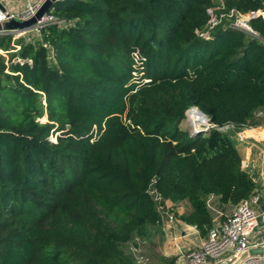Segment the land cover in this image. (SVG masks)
Segmentation results:
<instances>
[{
	"label": "trees",
	"instance_id": "obj_1",
	"mask_svg": "<svg viewBox=\"0 0 264 264\" xmlns=\"http://www.w3.org/2000/svg\"><path fill=\"white\" fill-rule=\"evenodd\" d=\"M225 5L264 12V0ZM210 7L59 0L65 26L0 36V264H133L129 244L150 238L160 205L189 204L179 219L205 238L209 196L254 192L227 134L179 127L190 112L256 126L264 108V17L249 21L259 39L223 20L205 37Z\"/></svg>",
	"mask_w": 264,
	"mask_h": 264
},
{
	"label": "built area",
	"instance_id": "obj_2",
	"mask_svg": "<svg viewBox=\"0 0 264 264\" xmlns=\"http://www.w3.org/2000/svg\"><path fill=\"white\" fill-rule=\"evenodd\" d=\"M46 0H0V24L10 20L25 21L37 13L42 4ZM13 2H17L12 5ZM233 22L227 24L229 27L246 32L255 38L258 35L253 32L249 26L251 18L262 15L264 12L240 14L235 10H230ZM209 16L210 9L208 10ZM218 16V15H217ZM215 16L221 23L220 16ZM209 19L206 29L200 35L208 37L216 25L220 23H211ZM47 25L65 26L64 20L55 17L50 12L30 30L24 32L18 31H3L0 36L11 35L13 38H21L30 36L31 34H39L40 30ZM259 39V38H258ZM264 43V40H261ZM47 48L46 44H43ZM19 48L18 46H15ZM0 53H4L0 51ZM135 61L139 59L137 53L134 54ZM14 62L22 63V60H14ZM30 64V62H29ZM228 129H235L233 125L219 127V131L224 132ZM240 130L254 134L252 128L243 127ZM256 133V132H255ZM151 196L159 203L161 196L154 190H150ZM264 195V180L261 182L258 190H255L248 198L242 199L234 208V211L226 216L219 224L209 229L207 236L202 240L197 249L183 250L180 252L182 264H233L244 253L248 252V256L239 264H264V236L258 235V227L264 229V205L261 204L262 196ZM167 207L159 206V210L166 218L164 226H170L175 222L173 213H167ZM262 220V221H261ZM253 250H262L261 254L252 253Z\"/></svg>",
	"mask_w": 264,
	"mask_h": 264
},
{
	"label": "crops",
	"instance_id": "obj_3",
	"mask_svg": "<svg viewBox=\"0 0 264 264\" xmlns=\"http://www.w3.org/2000/svg\"><path fill=\"white\" fill-rule=\"evenodd\" d=\"M257 132L254 138L244 142L238 151L242 170L247 172L252 181L260 187L264 180V130ZM261 204L264 205V195ZM166 205L171 207L176 219L172 225L164 226L166 223L162 217L161 224L151 230L147 245L148 249H151L157 256L156 260L152 259L151 264H182L180 252L197 249L206 237H202L194 226L187 225L179 219V216L190 211L189 204L167 202ZM236 205H222V211L217 210L216 214H211L212 226L219 224L226 216L230 215ZM228 209L230 210L228 211Z\"/></svg>",
	"mask_w": 264,
	"mask_h": 264
},
{
	"label": "rangeland",
	"instance_id": "obj_4",
	"mask_svg": "<svg viewBox=\"0 0 264 264\" xmlns=\"http://www.w3.org/2000/svg\"><path fill=\"white\" fill-rule=\"evenodd\" d=\"M16 3L17 2H13L12 5H15ZM209 9H210L211 16H213L212 18L210 17V19L212 20L211 23H217V22L220 23L219 19L217 20L216 18H214L217 15L220 16V18L224 21V25L225 24L226 25L229 24L230 21L233 22L234 19H235V18H232L231 12L227 11L226 5H225V0H211V7ZM245 16H247V15H245ZM217 26L218 25H216L215 27H217ZM21 38L22 39H19V40H25V42L34 41L36 39L38 40L39 34H35L34 33V34H31L30 36H25V37H21ZM17 40H18L17 38H13L12 42H16ZM193 115L197 116V114L195 112H190L187 115L185 113L184 119L182 120V122L179 125L181 130L187 132L188 134H194V131L197 128V127L194 128V126L189 125V123L187 122L188 119H190V117L193 116ZM202 120H204V119L202 118ZM254 120H255V122L257 124L256 126H253V125L252 126L251 125L247 126V128H249V129L252 128V129L255 130L256 133L254 132V134H252L250 132H246V131L240 130V129H234V130L233 129H228V130H225L223 132V133L227 134L233 140V142L235 144V148H236L237 151L240 149L241 145L244 142L246 143L249 140H251L252 138H254V136L258 133L257 132L258 130H264V108L260 109L259 111H257L255 113ZM37 121L39 123H42V124H45L47 122L45 116L37 118ZM206 123H207L209 129L210 128L219 129V127H215V126L211 125L209 123L208 119H207ZM208 130L207 131H203V132H208ZM50 139L52 141H54L55 137H50ZM238 153H239V151H238ZM241 168H242V166H241ZM258 188L259 187L256 184L255 190H258ZM206 204H207V208H208L210 214H216L215 212L217 210H221L222 209V205L220 204V202L218 201V198L216 196H209V199H207ZM232 206H234V205H232ZM166 207H167L166 211H168L167 213H172L171 207H168L167 205H166ZM229 210L230 209H228V211ZM162 217L164 218L165 223H166L165 216L162 215ZM174 217H175V215H174ZM262 225L263 224L261 223V226ZM261 226H259L258 229H257L258 235L264 236V229ZM148 247L149 246L147 245V240H143L141 238H136L131 244H129L128 251H130V254L132 256L133 264H151L152 259L156 260L155 258L157 256L155 254H153L152 250L148 249ZM149 259H151V260H149Z\"/></svg>",
	"mask_w": 264,
	"mask_h": 264
},
{
	"label": "water",
	"instance_id": "obj_5",
	"mask_svg": "<svg viewBox=\"0 0 264 264\" xmlns=\"http://www.w3.org/2000/svg\"><path fill=\"white\" fill-rule=\"evenodd\" d=\"M59 0H46L40 9L37 11L35 16L32 18L25 20V21H17V20H10L8 22L0 24V32L3 31H18V32H24L32 29L38 21H40L45 14L49 13L52 6ZM0 9L3 10V8L0 6ZM260 15V14H259ZM197 109V108H196ZM198 110V109H197ZM202 116L206 117L201 111H199ZM207 118V117H206ZM208 125L207 123L204 124H198V129L194 131L195 134H199L203 131H207ZM263 251L262 250H253L252 253L255 254H261ZM248 256V252H244L238 260H236L233 264H239L241 261H243L246 257Z\"/></svg>",
	"mask_w": 264,
	"mask_h": 264
},
{
	"label": "bare ground",
	"instance_id": "obj_6",
	"mask_svg": "<svg viewBox=\"0 0 264 264\" xmlns=\"http://www.w3.org/2000/svg\"><path fill=\"white\" fill-rule=\"evenodd\" d=\"M187 122L189 123V125L194 126V128L197 127L196 129H198V124L200 125V124L206 123L204 120H202L201 116H199V115H197V116L196 115L191 116L190 119H188Z\"/></svg>",
	"mask_w": 264,
	"mask_h": 264
}]
</instances>
